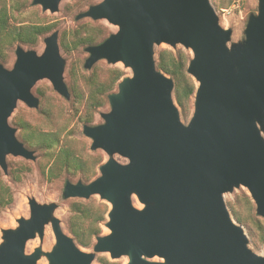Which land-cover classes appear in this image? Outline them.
<instances>
[{
  "label": "water",
  "instance_id": "1",
  "mask_svg": "<svg viewBox=\"0 0 264 264\" xmlns=\"http://www.w3.org/2000/svg\"><path fill=\"white\" fill-rule=\"evenodd\" d=\"M60 0H32L42 11L54 13ZM250 16L244 39L227 46L231 32L218 24L209 0H102L76 16L105 20L117 31L85 49L84 69L105 60L131 70L117 92L107 96L110 111L104 123L84 125L90 150L119 154L98 167L99 176L83 184L65 182L63 199L98 196L109 205L105 227L92 253L77 248L59 221L54 205L28 202L29 218L4 231L0 264H35L36 249L24 255L28 239L42 236L50 223L55 246L48 264H91L97 253L111 259L127 257V264H264L252 253L247 237L225 205L223 194L244 187L264 218V0ZM40 56L17 46L10 70L0 64V170L7 174L6 156L34 161L7 122L21 101L37 108L31 88L47 79L65 99L69 93L62 74L58 34L43 40ZM165 43L190 49L187 74L196 83L189 122L180 121L173 102V82L158 70L153 46ZM135 196L144 207L136 209ZM158 257L163 262L146 259Z\"/></svg>",
  "mask_w": 264,
  "mask_h": 264
},
{
  "label": "rangeland",
  "instance_id": "2",
  "mask_svg": "<svg viewBox=\"0 0 264 264\" xmlns=\"http://www.w3.org/2000/svg\"><path fill=\"white\" fill-rule=\"evenodd\" d=\"M102 0H60L57 6V11L54 13L42 11L40 6H34L32 0H27L26 7L21 14L18 15L20 22L23 24H37L42 26H50L51 31L47 34L39 37L34 47L24 45H14L8 52L7 63L1 64L5 69L10 70L13 66L15 56L14 50L17 46H20L24 50H32L37 56L43 53L45 48L44 38L51 35L53 32L58 34V47L59 55L64 60V70L62 74L63 82L65 83L69 92V98L65 99L57 94L51 87L50 82L47 79L38 80L31 88V94L38 100L37 108H28L25 103L17 101L15 108L11 115L8 117L7 122L11 128L16 130L15 136L17 140L23 144V138L25 133L22 131L20 125H16L12 122V118L15 117L19 121L29 126V130L35 133L44 134H56L58 135V148H69L75 156L80 158L85 163L92 164L95 158H100L99 165L93 167V175L89 182L96 179L100 174L98 167L112 159L120 165L128 164V160L119 154L107 155L102 150H90L91 140L86 138L82 134V126L84 125L79 121V117L83 113V107L80 105L77 111L79 103L75 102L71 89L74 87L78 91L84 94V97L88 94L87 78L92 73H97L100 81H106L108 78V71L114 68H118L122 71L124 77L131 76V70L120 62L116 64H109L105 60H100L95 63L89 70L84 69L83 64L88 54L83 47H80L71 52L64 51L60 46L61 38L64 36L66 40L70 39L69 34L79 29L84 24L96 26L106 32L105 38L110 34L117 31V26L109 24L105 20L93 21L90 18H84L76 20V16L88 10L90 6L100 3ZM213 7L215 14L218 17V24L224 30L231 32L230 39L227 43L228 47L233 44H238L244 39V30L246 28L248 19L250 16H256L259 10L258 0H209ZM104 38V39H105ZM162 50H168L175 55L181 54L189 61L192 58V52L190 49H185L181 45L176 44L175 48H171L165 43H160L153 46L154 60L156 61L157 54ZM74 77H71L73 76ZM169 77V76H167ZM121 78V79H122ZM120 79V80H121ZM192 79V78H191ZM194 82V80L192 79ZM196 87V83L194 82ZM117 92V85L108 93ZM174 105L179 112L180 121L186 125L193 113L192 100L188 105V110L184 114L177 106L173 99ZM110 111L108 100L105 105L97 108L92 115V122L90 126H97L104 123L101 115L107 114ZM264 139V133H262ZM24 146V144H23ZM56 146V147H57ZM28 150V149H27ZM29 151H33L35 160L27 161L20 157H13L11 155L6 156L7 174H3L0 170V179L9 187L13 202L6 208H0V245L4 243V231L15 230L18 228V220L29 218V205L30 200H34L38 205H54L52 217L59 221L62 231L71 237L66 228V222L69 215L68 204L72 200L80 201H92L94 203L106 202L99 199L98 196H91L88 200L82 199H63L62 192L65 182L76 183L78 181L84 184L79 172H62L57 178L48 180L47 177L42 174V170L47 172L51 163L47 156V152L43 148L36 146L30 147ZM18 178V180H16ZM87 182V183H89ZM85 183V184H87ZM249 197L247 190L242 187H234L230 192L223 194V200L227 207V204L237 203V209L242 214H246V205L242 202L243 196ZM250 198V197H249ZM251 200V199H250ZM252 202V200H251ZM132 206L136 209H142L144 206L140 204L137 198L133 195L131 198ZM253 204V202H252ZM108 209L109 205L106 204ZM228 209V208H227ZM229 211V210H228ZM252 213L264 224V218H261L255 213V206L253 204ZM232 218V216H231ZM233 219V218H232ZM234 221V220H233ZM101 224L100 236H105L110 231L105 227V223ZM235 222V221H234ZM236 223V222H235ZM237 224V223H236ZM241 226L240 224H238ZM246 237L248 249L257 256H264V244L260 243L255 233L247 231V229L241 226ZM55 238L52 232L50 223L45 225L42 236L37 233L32 239H28L24 246V255L32 254L36 249L40 250V257L35 264H48L46 254L50 253L55 246ZM95 244V240L92 242L91 247L82 248L78 246L79 251L90 254ZM149 262L163 261L158 257L146 259ZM127 264L128 258L123 256L118 259H111L108 253H97L94 255V260L91 264Z\"/></svg>",
  "mask_w": 264,
  "mask_h": 264
},
{
  "label": "trees",
  "instance_id": "3",
  "mask_svg": "<svg viewBox=\"0 0 264 264\" xmlns=\"http://www.w3.org/2000/svg\"><path fill=\"white\" fill-rule=\"evenodd\" d=\"M27 0H0V63L8 61V52L16 44L34 47L42 35L51 31L50 26L37 24H23L18 15L26 7ZM81 20V19H80ZM106 32L96 26L84 24L79 29L72 31L66 40L61 38L60 46L66 52H71L80 47L84 50L91 46H96L104 40ZM15 51V50H14ZM188 60L181 54L175 55L171 51L162 50L157 54L156 66L173 82V99L182 113H186L188 105L193 100L195 85L191 77L187 74ZM106 81H100L97 73H92L87 78L88 94H84L75 89H71L75 102L83 107V113L79 117L84 125L92 122V115L97 108L105 105L108 93L118 84L123 76L120 69L114 68L108 71ZM73 78V76H71ZM69 93V92H68ZM12 122L20 125L25 133L23 144L26 149L36 146L43 148L48 154L50 167L42 170V174L48 180L57 178L62 172H79L84 184L89 182L93 175V167L99 165L100 158H95L92 164L82 161L66 147L58 148V135L35 133L29 130V126L13 117ZM83 125V126H84ZM82 126V127H83ZM57 146V147H56ZM18 180V178H16ZM13 202V196L8 186L0 179V208H6ZM242 202L246 205V214H242L237 209V203L227 204L233 220L245 227L247 231L255 233L257 240L264 244V224L252 213L253 204L250 198L243 196ZM69 215L66 228L75 243L82 248L91 247L92 242L101 234V224L106 220L108 207L104 203H94L92 201L72 200L68 204ZM108 264L107 262H104Z\"/></svg>",
  "mask_w": 264,
  "mask_h": 264
},
{
  "label": "bare ground",
  "instance_id": "4",
  "mask_svg": "<svg viewBox=\"0 0 264 264\" xmlns=\"http://www.w3.org/2000/svg\"><path fill=\"white\" fill-rule=\"evenodd\" d=\"M161 262H163V261H161Z\"/></svg>",
  "mask_w": 264,
  "mask_h": 264
}]
</instances>
